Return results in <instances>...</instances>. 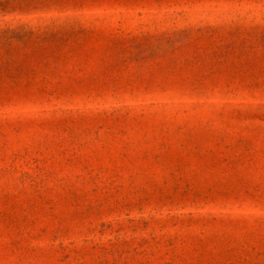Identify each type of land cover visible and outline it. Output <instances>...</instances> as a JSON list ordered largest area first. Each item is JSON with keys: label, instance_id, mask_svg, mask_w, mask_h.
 <instances>
[{"label": "rangeland", "instance_id": "374dc122", "mask_svg": "<svg viewBox=\"0 0 264 264\" xmlns=\"http://www.w3.org/2000/svg\"><path fill=\"white\" fill-rule=\"evenodd\" d=\"M0 264H264V0H0Z\"/></svg>", "mask_w": 264, "mask_h": 264}]
</instances>
